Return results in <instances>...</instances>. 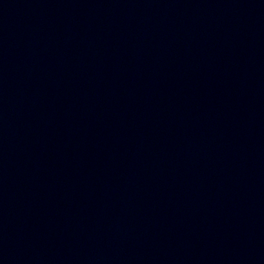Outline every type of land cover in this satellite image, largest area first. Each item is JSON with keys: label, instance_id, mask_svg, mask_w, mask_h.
I'll return each instance as SVG.
<instances>
[{"label": "water", "instance_id": "95a60500", "mask_svg": "<svg viewBox=\"0 0 264 264\" xmlns=\"http://www.w3.org/2000/svg\"><path fill=\"white\" fill-rule=\"evenodd\" d=\"M192 0H0V153Z\"/></svg>", "mask_w": 264, "mask_h": 264}]
</instances>
